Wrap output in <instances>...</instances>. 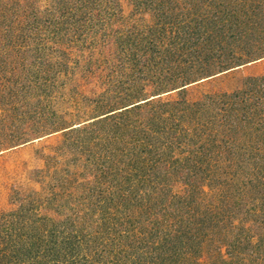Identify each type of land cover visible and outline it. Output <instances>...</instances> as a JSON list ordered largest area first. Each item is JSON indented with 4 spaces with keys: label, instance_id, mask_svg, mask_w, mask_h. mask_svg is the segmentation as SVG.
<instances>
[{
    "label": "trees",
    "instance_id": "1",
    "mask_svg": "<svg viewBox=\"0 0 264 264\" xmlns=\"http://www.w3.org/2000/svg\"><path fill=\"white\" fill-rule=\"evenodd\" d=\"M263 59L264 0H0V151L58 134L0 264H264Z\"/></svg>",
    "mask_w": 264,
    "mask_h": 264
},
{
    "label": "rangeland",
    "instance_id": "2",
    "mask_svg": "<svg viewBox=\"0 0 264 264\" xmlns=\"http://www.w3.org/2000/svg\"><path fill=\"white\" fill-rule=\"evenodd\" d=\"M255 73H264V59L225 73L230 79L220 87L232 88L243 76ZM57 137L58 134L53 133L40 139H33L20 147L8 149L9 151H0V207L7 206V196L11 187H37L30 179L31 171L41 167L43 154L48 152V146L53 144Z\"/></svg>",
    "mask_w": 264,
    "mask_h": 264
},
{
    "label": "water",
    "instance_id": "3",
    "mask_svg": "<svg viewBox=\"0 0 264 264\" xmlns=\"http://www.w3.org/2000/svg\"><path fill=\"white\" fill-rule=\"evenodd\" d=\"M251 62L247 63V64H250ZM237 68V67H236ZM152 98V97H151ZM41 137L37 138V139H40Z\"/></svg>",
    "mask_w": 264,
    "mask_h": 264
}]
</instances>
